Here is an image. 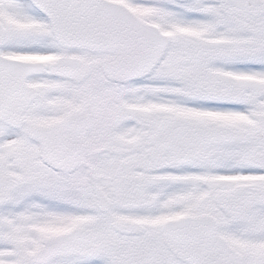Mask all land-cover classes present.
I'll return each instance as SVG.
<instances>
[{"label":"snow or ice","instance_id":"1","mask_svg":"<svg viewBox=\"0 0 264 264\" xmlns=\"http://www.w3.org/2000/svg\"><path fill=\"white\" fill-rule=\"evenodd\" d=\"M0 264H264V0H0Z\"/></svg>","mask_w":264,"mask_h":264}]
</instances>
